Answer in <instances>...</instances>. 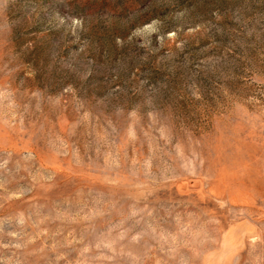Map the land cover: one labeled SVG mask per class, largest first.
<instances>
[{
    "label": "rangeland",
    "instance_id": "1",
    "mask_svg": "<svg viewBox=\"0 0 264 264\" xmlns=\"http://www.w3.org/2000/svg\"><path fill=\"white\" fill-rule=\"evenodd\" d=\"M0 264H264V0H0Z\"/></svg>",
    "mask_w": 264,
    "mask_h": 264
}]
</instances>
